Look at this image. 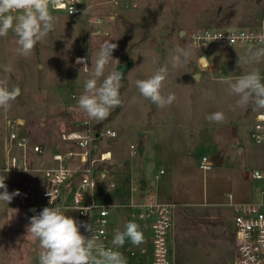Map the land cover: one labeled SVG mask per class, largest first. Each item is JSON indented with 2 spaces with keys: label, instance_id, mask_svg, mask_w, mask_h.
<instances>
[{
  "label": "rangeland",
  "instance_id": "374dc122",
  "mask_svg": "<svg viewBox=\"0 0 264 264\" xmlns=\"http://www.w3.org/2000/svg\"><path fill=\"white\" fill-rule=\"evenodd\" d=\"M92 2L91 22L84 16L51 12L56 18L54 30L28 57L16 53L12 32L0 37V80H6L9 88H20L10 109H0V176L5 177L9 193H20L8 205L0 202V264H39V242L27 236L26 228L30 217L44 208L43 171L53 167L52 155L64 150L62 132L89 120L77 107L89 78L77 59L86 58L94 69L106 40L118 45L112 56L119 64L111 61L105 76L115 67L134 63L121 81L122 105L104 121L89 120L118 133L106 143L113 153L106 168L117 185L105 195L106 203L121 205L131 197L132 187L135 199L145 193L159 202L175 203L179 206L170 244L175 264H233V205L264 202V178L251 177L255 170L264 174V143L256 144L250 137L255 115L264 109L252 104L235 107L238 97L227 93L221 78L234 80L258 69L264 81V59L259 64L245 63L249 45L193 49L190 61L177 68L172 67L170 56L176 47L190 46L192 35L202 29L257 27L264 20V0ZM100 18L101 24L95 22ZM201 56L207 57L203 63ZM6 65L10 72L4 71ZM159 67L168 70L162 94L176 96L164 108L143 98L135 86L137 79L148 78ZM216 111L225 114L223 123L205 119ZM14 120H23L30 143L44 149L41 156L30 154L27 171H5L8 124ZM139 133L146 135L139 138ZM132 145L143 146V154H133ZM203 156L213 164L207 171L200 169ZM160 171L164 174L156 178ZM63 211L81 222L75 210ZM111 211L112 231H123L131 221L129 211L121 207ZM80 231L86 236L84 227ZM128 244L132 243L126 241L123 247Z\"/></svg>",
  "mask_w": 264,
  "mask_h": 264
},
{
  "label": "built area",
  "instance_id": "2783aa9c",
  "mask_svg": "<svg viewBox=\"0 0 264 264\" xmlns=\"http://www.w3.org/2000/svg\"><path fill=\"white\" fill-rule=\"evenodd\" d=\"M109 2L117 4L118 0ZM94 7L92 0H56L50 10L72 17L84 16L91 22L90 16ZM95 22L101 24L103 20L100 18ZM261 37H264V20L257 27L250 29H202L192 35L191 45L195 40L199 45L194 48L196 50L215 46H260ZM254 121L250 137L256 144H263L264 111L257 112ZM8 127L11 132L6 144L5 171H27L30 154L41 156L44 149L41 145L30 143L23 120L9 121ZM117 137L118 133L113 129L101 128L89 120L82 121L62 132L60 141L64 150L55 152L52 155L53 167L43 171L46 177L41 195L44 207L60 204L62 210H75L81 222L94 227L98 245L105 248L114 247L111 243L114 236L111 229L113 208L106 203L105 195L117 188L106 168L113 161V153L106 147V143ZM131 149L133 154L139 153L138 146L132 145ZM212 166L207 156L200 160V169L203 171L211 169ZM162 174L164 171L156 178ZM251 177L260 180L264 178V174L255 170ZM101 189L105 190L104 193ZM48 192L57 196L54 204L49 203ZM135 192L136 188L132 187L129 200L125 199L124 203L113 207L129 211L131 220L140 225L144 242L139 246L128 244L117 250L123 255H128L127 264H175L170 244L174 236L179 205L159 202L145 193H138L136 200ZM229 199H233L232 195H229ZM82 208H90L91 211L86 214ZM233 209V264H264V202L234 204ZM85 232L86 237L93 235L91 231Z\"/></svg>",
  "mask_w": 264,
  "mask_h": 264
},
{
  "label": "clouds",
  "instance_id": "9594fccd",
  "mask_svg": "<svg viewBox=\"0 0 264 264\" xmlns=\"http://www.w3.org/2000/svg\"><path fill=\"white\" fill-rule=\"evenodd\" d=\"M55 4L56 0H0V37H6L12 32L15 36L14 43L17 45L16 53L24 57L30 56L37 43L54 30L56 18L51 14L50 8ZM259 44L258 47L249 45L245 63L259 64L264 59V37L259 39ZM198 46V42L194 40L188 47H176L170 56L172 67L187 64L193 55V49ZM117 47L116 43L104 41L98 50L94 69L88 67L85 58L77 59V63H82V69L89 75L84 84V91L77 100V107L89 120L104 121L112 110L122 105L120 88L123 71L115 67L105 76L106 67L111 61L115 60L117 65L119 64L112 56ZM206 59L207 57L201 56L200 62L203 63ZM240 63L239 57L238 67ZM11 70L10 66L4 67L5 72ZM167 75V67H159L148 78L135 81L139 94L159 108L170 106L176 99L174 93L167 96L162 94ZM221 83L227 84L226 91L229 95L238 97L235 107L244 108L252 104L256 109H264V81L258 69H253L234 80L231 77L221 78ZM19 94L18 86L9 88L6 80H0V109L8 111ZM225 118L222 111L205 117L210 123L217 124L223 123ZM4 180L5 177L0 176V189H3L0 192V202L8 205L13 197L20 193L19 190L9 193ZM47 194L50 196L49 203L54 204L57 196L50 192ZM81 210L86 214L91 211L90 208ZM81 227L91 231L93 235L86 237L81 233ZM26 231L28 237L39 242V264H127L126 257L117 249L123 247L126 241L139 246L144 240L140 225L129 221L125 223L123 231L115 230L111 242L114 247L105 248L98 245L92 225L79 222L65 214L60 204L44 207L39 214L30 217Z\"/></svg>",
  "mask_w": 264,
  "mask_h": 264
},
{
  "label": "water",
  "instance_id": "95a60500",
  "mask_svg": "<svg viewBox=\"0 0 264 264\" xmlns=\"http://www.w3.org/2000/svg\"><path fill=\"white\" fill-rule=\"evenodd\" d=\"M183 35H184L183 32H181L180 36L182 37ZM133 64H134V63L130 61V62L124 64V65H120V66L117 68V70L123 71V73H124L122 79L125 78V74H126V72H127L132 66H133ZM194 79H195V81H198V80H199L198 75H195ZM145 135H146V133H139V138H143ZM144 150H145V148H144L143 146H140V147H139V154L142 155L143 152H144ZM141 186H143V187L146 186V182H145L144 180L141 181Z\"/></svg>",
  "mask_w": 264,
  "mask_h": 264
},
{
  "label": "crops",
  "instance_id": "0c3cea01",
  "mask_svg": "<svg viewBox=\"0 0 264 264\" xmlns=\"http://www.w3.org/2000/svg\"><path fill=\"white\" fill-rule=\"evenodd\" d=\"M138 148H139V147H138ZM240 152H243V149H240ZM203 157H205V156H203ZM203 157H202V158H203ZM202 158H201V159H202ZM258 171H259V170H258ZM160 172H161V171H160ZM142 181H143V180H142ZM261 196L264 197V194L261 193ZM252 202H256V201H252ZM252 202H247V203H252ZM115 208H116V207H113V209H115ZM131 221H132V220H131ZM143 242H144V240H143Z\"/></svg>",
  "mask_w": 264,
  "mask_h": 264
},
{
  "label": "bare ground",
  "instance_id": "6f19581e",
  "mask_svg": "<svg viewBox=\"0 0 264 264\" xmlns=\"http://www.w3.org/2000/svg\"><path fill=\"white\" fill-rule=\"evenodd\" d=\"M79 64H82V63H79Z\"/></svg>",
  "mask_w": 264,
  "mask_h": 264
}]
</instances>
